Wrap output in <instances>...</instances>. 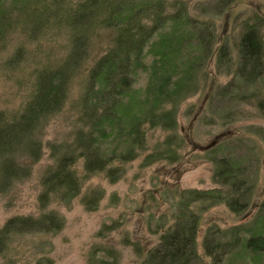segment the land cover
I'll return each instance as SVG.
<instances>
[{"label":"rangeland","instance_id":"rangeland-1","mask_svg":"<svg viewBox=\"0 0 264 264\" xmlns=\"http://www.w3.org/2000/svg\"><path fill=\"white\" fill-rule=\"evenodd\" d=\"M124 1L0 0L2 120L23 112L35 94L38 75L65 61L75 36L83 39L85 49V56L69 79L61 109L33 136L41 143L40 157L29 164L25 178L7 189L0 185V230L15 217L51 214L60 220L61 227L56 231L12 232L0 248V264H141L160 236L188 212L199 218L192 264H213L203 249L208 228L219 232L240 228L239 235L244 238L221 264H264V252L243 246L246 239L264 238V73L253 84L236 76L237 44L245 23H257L264 44V0H232L224 9L217 7V0H155L168 9L180 8L177 28L167 26L162 31L171 30L173 37L186 38L179 58L202 60L195 92L179 102L172 129L147 131L146 150L122 164L117 180L111 181L105 171L85 175L78 159L73 165L80 182L78 195L69 202L51 198L40 208L41 179L53 163L52 149L63 150L79 127L81 99L91 68L115 38H128L138 25L137 19L130 23L131 28L108 25L110 14ZM83 4L92 7V18L75 28L73 17ZM184 12L185 18L194 21L192 24L184 19ZM152 16L142 18L146 21ZM203 23H208L214 34L212 53L205 59L197 40ZM153 24L148 20L147 28ZM222 43L229 48L228 70L215 66L216 51ZM150 53L145 62L152 61ZM147 81L148 74L137 76V91L133 97L124 98L118 114L139 111L138 99H143L140 91ZM167 140L173 154L143 166V158L153 151H163ZM171 157L175 160L170 161ZM220 159L242 169L236 180H245L252 187L240 214L232 213L223 203L211 206L208 201L194 200L193 192L214 190L212 195L219 192L224 196L229 190L213 179ZM218 238L215 234L214 243Z\"/></svg>","mask_w":264,"mask_h":264},{"label":"trees","instance_id":"trees-1","mask_svg":"<svg viewBox=\"0 0 264 264\" xmlns=\"http://www.w3.org/2000/svg\"><path fill=\"white\" fill-rule=\"evenodd\" d=\"M139 2L124 1L110 14L108 25L113 27H130L134 19H137L138 25L134 26L133 34L128 38H124V35L115 38L112 47L91 68L87 88L81 99L79 127L75 130L72 142L64 146L63 150L52 149L53 163L41 179L43 191L38 197L40 208L47 206L51 198L69 202L78 195L80 182L73 171V165L78 159L82 161L85 175L105 171L111 181L117 180L122 173V164L137 158L146 150L147 131L156 127L161 130L172 129L179 102L196 90L197 73L202 69V60L190 61L189 57L184 56L179 58L186 38L173 37L174 32L171 30L162 31L167 26L170 29L177 28L181 20L180 8L174 10L173 6V9H168L155 0ZM231 2L217 0V7L224 9ZM91 12L92 7L83 4L73 17V26L77 28L87 24L92 18ZM146 14L154 15L153 19H148L154 23L150 28H147L148 20L142 18ZM185 17L184 12V19L189 25L194 22ZM256 24L245 23L237 44L236 76L246 84H253L264 73V44ZM202 26L197 40L205 59L212 53L214 34L208 23ZM182 27L185 29V22ZM82 41L80 36H75L65 61L58 68L38 75L35 94L19 116L11 120H2L0 117V185L5 189L25 178L29 174V164L40 157L41 143L33 136L42 128L39 126L61 109L69 79L85 56ZM149 52L153 58L148 63L145 58ZM229 62V48L226 43H222L216 51V69L228 70ZM142 73L148 74V81L140 91L143 99H138L139 111L133 110L121 116L117 109L125 97L135 95L137 76ZM262 115L264 117V111ZM170 142H164L163 151L148 153L143 158V166L171 156L173 149L168 148ZM173 158L169 160L174 161ZM216 163L213 179L219 180V184L229 190L224 196L219 192L212 195L216 193L214 190L193 192L194 200L208 201L211 206L223 203L235 214L244 212V199L250 196L252 187L245 180H236L242 169L225 159ZM51 215L8 220L0 230V248L12 232L59 230L60 220ZM198 222V216L189 212L184 218L176 219L141 264H192L196 259ZM239 231L240 228L228 232L214 231L213 228L206 230L203 249L206 256L212 258L213 264H221L226 254L240 246L244 238L239 235ZM215 234H219L216 243L213 239ZM225 239L229 241H223ZM243 243L247 250L264 252L263 237L249 238ZM219 250L221 252L218 253Z\"/></svg>","mask_w":264,"mask_h":264}]
</instances>
